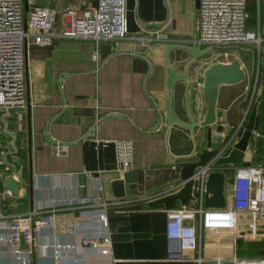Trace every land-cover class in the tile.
I'll use <instances>...</instances> for the list:
<instances>
[{
  "label": "crops",
  "instance_id": "1",
  "mask_svg": "<svg viewBox=\"0 0 264 264\" xmlns=\"http://www.w3.org/2000/svg\"><path fill=\"white\" fill-rule=\"evenodd\" d=\"M200 1L125 0L128 38L95 42L66 39L59 34L66 23L61 16L64 10L85 12L94 9L97 0H25L26 6L34 4L55 12L57 21L48 46L35 45L29 39L25 47L26 106L20 112H12L0 133V193L6 189L3 179L12 173L10 166L6 171V163L17 167L14 178L22 186L12 197L5 198L0 211L10 215L28 214L49 210L51 204L72 202L71 206L46 211L45 215H53V228L36 239L40 243L57 240L73 244L74 250L61 264H195L192 258L197 254L193 251H184L182 261L167 259V210L162 205L148 207L146 204L154 198L144 195L177 178L176 170L159 167L173 162L164 145L167 130L165 47L167 44L195 46L193 37ZM245 3L248 29L264 40V0H245ZM157 35L167 39L153 41L147 49L131 39L142 36L154 40ZM240 47L254 54L253 82L246 76L240 83L221 85L216 101V112L222 113V125L227 129L235 128L238 137L260 93L264 41L259 50L254 44ZM94 52L95 59L92 58ZM236 57V53L211 52L194 61L191 84L197 81L203 85V72L208 66L229 63ZM247 60V57L242 60L243 66ZM191 61V55L179 47L169 52L170 66L180 73L185 72ZM185 89V82L174 85L172 110L178 120L188 124ZM261 103L257 106V117ZM189 105L196 120H202L205 107L202 90L191 89ZM109 114L121 117L106 118ZM157 116L161 119L160 126L149 132ZM45 131L51 143L47 142ZM199 133L196 129V138ZM119 139L134 143L129 171L137 172L138 183L130 185V194L135 196L131 199L133 204L120 210L109 208L107 226L103 227L95 211L83 217L85 211L93 209L82 207L80 202L100 193L108 201L113 199L110 183L121 177L116 173L118 165L113 145ZM254 141L253 138L239 165L214 170L225 174V207L230 203L233 169L257 162L252 161ZM168 144L172 155L187 154L192 148L191 135L180 126H172ZM58 146L64 148L60 157L55 156ZM83 172H91V175ZM30 173L32 184L29 187ZM194 196L199 200L196 189ZM203 198L204 194L197 209H205ZM194 206L195 203L189 202L185 208L194 209ZM179 208L182 207L176 202L174 209ZM85 236H107L109 253L102 255L82 247L81 240ZM5 264L13 263L5 260ZM34 264H54V260L47 250H38Z\"/></svg>",
  "mask_w": 264,
  "mask_h": 264
},
{
  "label": "built area",
  "instance_id": "2",
  "mask_svg": "<svg viewBox=\"0 0 264 264\" xmlns=\"http://www.w3.org/2000/svg\"><path fill=\"white\" fill-rule=\"evenodd\" d=\"M193 43L197 47H227L254 44L258 50L263 43L262 37L247 27L248 12L245 0H201L197 10ZM61 16L66 20L60 37L79 40L90 39L95 42H114L128 38L125 15V0H97L94 9L77 12L64 10ZM57 21V14L46 8L28 4L25 0H0V133L3 123L12 112L22 111L26 106L25 82V47L29 39L35 45L48 46L52 40V29ZM155 39L133 36L131 39L141 42L147 49L153 41L162 42L166 36ZM96 58V52L92 54ZM191 89L202 90L200 82H193ZM256 90L253 91V94ZM21 114L18 115V119ZM238 131L229 137L223 148L208 164L200 168L194 179L199 202L202 201L207 176L216 168L214 161L225 156L238 139ZM262 136L254 131V140ZM115 159L118 165L116 173L129 171L134 157V143L128 139L113 142ZM64 154L63 146H58L55 156ZM2 165L3 162H1ZM9 171V166L5 167ZM91 175V172H83ZM230 203L223 209H179L167 210L165 235L167 240L168 260H184V251L196 252L192 258L195 264H264V256H238V241L241 238L264 240V157L254 164L233 169ZM102 192V187H98ZM10 190L0 193V206L7 197H12ZM133 204L128 198L106 200L102 193L94 198L80 202L88 209L83 217L96 212L97 221L107 226L106 211L109 208L124 209ZM66 204H51L49 210H40L28 214H6L0 211V264L11 260L13 264H34L36 252L47 250L54 264H61L63 259L74 250L71 243L60 241L37 242L44 231L53 228V215L46 211H55L56 207H68ZM255 218L260 223L255 221ZM189 221V223H185ZM23 238V249L20 245ZM231 244L226 247L225 241ZM85 249L107 255L110 241L107 236H85L81 240ZM224 246V248H223ZM228 250L225 252L224 250ZM208 253V254H207Z\"/></svg>",
  "mask_w": 264,
  "mask_h": 264
},
{
  "label": "water",
  "instance_id": "3",
  "mask_svg": "<svg viewBox=\"0 0 264 264\" xmlns=\"http://www.w3.org/2000/svg\"><path fill=\"white\" fill-rule=\"evenodd\" d=\"M25 10L27 6L25 5ZM181 48L186 50L192 57V61L187 65L184 73L176 71L169 64V52L174 48ZM211 52H218L223 54L236 53V58L229 63H214L208 66L203 72L202 95L205 100L204 116L202 120H196L193 116L190 105L189 95L191 92L190 71L194 61L199 60ZM247 57V62L242 65V60ZM165 72H166V89L167 99L165 101V117L167 130L164 138V145L166 153L172 158L171 164L160 165V168H172L176 170L177 178L169 183H166L158 188L149 190L144 195L151 196L154 199L148 202V207L154 208L162 205L166 210L175 208L176 202L180 207H187L189 202L195 203L194 208L199 204V200L194 196L195 192V175L197 171L208 164L218 152L223 148L224 144L229 140V137L237 130L235 128H225L222 125L221 112H216V101L218 96V89L221 85H233L245 80L246 76L251 83L254 79V54L252 50L244 49L240 46L227 47H210L200 49L197 46H187L182 44H167L165 47ZM260 93L253 105L251 114L245 124L237 141L232 145L230 151L223 157L217 158L213 166L216 169H223L228 166L239 165L245 157L249 148L250 142L253 139V133L258 127L257 106L264 100V64L262 65ZM185 82V106L186 112L189 115L190 122L183 123L176 118L172 110V90L176 83ZM117 114H109L106 118H120ZM161 119L157 116L156 123L149 132L157 130L160 126ZM180 126L189 131L191 135L192 148L187 154L174 156L170 153L168 138L172 126ZM200 131L196 138L195 130ZM7 132V131H6ZM30 132V130H29ZM13 140L15 137L9 133ZM44 136L47 142L51 143L48 134L45 131ZM30 141V133H29ZM57 145L56 142H52ZM11 167L12 173L3 179L4 187L16 194L18 188L22 186L21 182L14 178L17 172V167L13 164L6 163ZM224 182L225 174L220 171L211 172L205 183V192L203 198V206L205 209H223L226 205L224 200ZM138 183V174L135 171H127L121 174L117 180L110 183L112 197L115 199L128 198L132 199L135 196L130 194V185ZM32 184L30 173L29 187ZM20 245L23 249L26 248L23 238L20 237Z\"/></svg>",
  "mask_w": 264,
  "mask_h": 264
},
{
  "label": "rangeland",
  "instance_id": "4",
  "mask_svg": "<svg viewBox=\"0 0 264 264\" xmlns=\"http://www.w3.org/2000/svg\"><path fill=\"white\" fill-rule=\"evenodd\" d=\"M255 221L257 223H260L257 218H255ZM225 244L227 247L231 244V241L228 239L225 241ZM238 245H239L237 251L238 256L241 257L264 256V240L258 241L253 238L246 237L239 239ZM224 251L228 252V250L226 249Z\"/></svg>",
  "mask_w": 264,
  "mask_h": 264
},
{
  "label": "trees",
  "instance_id": "5",
  "mask_svg": "<svg viewBox=\"0 0 264 264\" xmlns=\"http://www.w3.org/2000/svg\"><path fill=\"white\" fill-rule=\"evenodd\" d=\"M260 114L258 115V122L259 127L257 131L260 133V135L264 136V102L261 103L259 107ZM259 138L253 142V149H254V156L252 158L253 162L258 161L261 156L264 157V138Z\"/></svg>",
  "mask_w": 264,
  "mask_h": 264
}]
</instances>
